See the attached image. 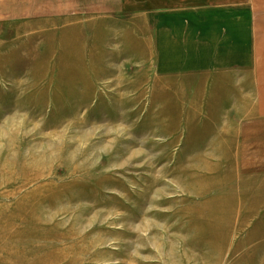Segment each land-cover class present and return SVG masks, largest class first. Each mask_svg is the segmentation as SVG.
I'll return each instance as SVG.
<instances>
[{
  "label": "rangeland",
  "instance_id": "rangeland-1",
  "mask_svg": "<svg viewBox=\"0 0 264 264\" xmlns=\"http://www.w3.org/2000/svg\"><path fill=\"white\" fill-rule=\"evenodd\" d=\"M24 1L0 0V264H264V0H216L253 54L206 70L161 69L118 0Z\"/></svg>",
  "mask_w": 264,
  "mask_h": 264
},
{
  "label": "crops",
  "instance_id": "crops-1",
  "mask_svg": "<svg viewBox=\"0 0 264 264\" xmlns=\"http://www.w3.org/2000/svg\"><path fill=\"white\" fill-rule=\"evenodd\" d=\"M38 1H24L30 8V11L24 15L35 19L38 14H41V2ZM128 1L118 0V5L125 9V16L131 13L128 16L129 21L142 19L148 28L152 27L156 37L155 47H158L157 52L161 54V69L206 70L211 66L209 62L213 58L216 47L220 50L219 53L225 52L226 59L230 60V63L232 61L230 55H233L232 47L236 48L237 54L239 53L236 55V60H239L241 67L244 66L243 62L248 59V55L253 54L250 48L252 45L250 16L238 5L218 3L216 0H197L193 6L187 8L160 9L159 7L162 6H170L175 0H158L161 2L159 7V4L151 3L154 0ZM137 3H140L143 9L145 8L143 13H133L135 12L133 10L140 6L136 5ZM72 4V0H49V12L61 19L65 18L67 16L62 15L72 14ZM206 6L212 7L207 8L209 11L212 9L210 13L202 9ZM216 10L224 12L217 14ZM169 48L176 50L172 51ZM215 62L217 63V60ZM230 63H227L224 68L217 63L215 69H223L226 72L232 68V65L229 66ZM259 66L263 65L258 64L257 67Z\"/></svg>",
  "mask_w": 264,
  "mask_h": 264
}]
</instances>
